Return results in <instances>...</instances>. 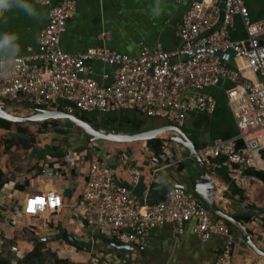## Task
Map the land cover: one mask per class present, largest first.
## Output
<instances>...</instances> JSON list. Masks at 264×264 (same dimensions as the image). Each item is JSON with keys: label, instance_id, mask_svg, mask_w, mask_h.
I'll list each match as a JSON object with an SVG mask.
<instances>
[{"label": "crops", "instance_id": "crops-1", "mask_svg": "<svg viewBox=\"0 0 264 264\" xmlns=\"http://www.w3.org/2000/svg\"><path fill=\"white\" fill-rule=\"evenodd\" d=\"M50 1L56 3L59 0ZM75 1L76 11L61 35V46L65 51L74 53L95 47L137 55L142 42L150 49L159 45L168 50L178 48L181 45L178 27L194 0ZM29 3L36 11L35 15L19 6L0 8V32H12L18 36V55L27 54L29 48L37 49L40 31L49 20V4L41 0H29ZM245 4L254 21L264 22V0H245ZM231 34L234 39L247 36L239 15L234 18ZM261 40L264 42V31ZM224 59L233 66L237 55L230 52L224 55ZM91 68L88 74L100 82L108 84L114 79V65L94 60ZM233 84L224 80L208 89L216 100L214 112L192 110L185 113L180 127L199 151L216 139L238 135L239 129L226 93ZM63 103L57 107L63 109V105L69 104ZM84 112L90 117H98V121L94 119L98 123H103L102 117L107 124L128 126L131 131H123L125 133L168 123L163 117H151L135 108ZM172 134L166 131L155 137L163 143L158 154L154 151L155 145L148 146V140H103L100 145L95 141L86 144V140L81 139L63 146L44 139L37 147L28 148L33 153V160L28 152L21 161L11 158L16 143L3 142L0 145V235L3 238L0 258H8L11 264H15L41 244L63 259L64 264H214L226 236L213 233L208 240L202 241L195 233L193 220L185 225L182 234L172 223H164L151 228L142 242L120 247L112 243L118 240L110 234H103L85 220L76 219L72 214L73 207L69 205L82 198L88 167L96 158L105 159L117 181L126 186L131 184L126 162L136 166L140 170V181L134 191L142 202L144 199L148 203L163 200L169 188L176 184L198 196L192 188V181L198 179L201 169L187 158L184 146L170 139ZM238 147L244 149L241 140H238ZM259 155L264 160V147ZM80 156L85 160H80ZM203 159L216 185L217 205L235 214L249 229L258 247L264 250V169L232 163L225 157ZM48 189L63 194L65 207L42 216H25L22 212L25 197ZM229 225L235 236L232 264H264V255L254 251L242 234ZM64 233L72 235L79 243L70 241ZM33 264H55V259L41 255Z\"/></svg>", "mask_w": 264, "mask_h": 264}, {"label": "built area", "instance_id": "built-area-1", "mask_svg": "<svg viewBox=\"0 0 264 264\" xmlns=\"http://www.w3.org/2000/svg\"><path fill=\"white\" fill-rule=\"evenodd\" d=\"M41 2L50 5L49 20L40 31L37 49L29 48L27 54L17 55L10 69L0 66L1 104L28 101L35 108H59L67 102L63 109L70 112L135 108L180 126L188 111L214 112L216 100L208 89L229 80L234 84L226 93L239 133L214 140L200 153L202 157H225L232 163L264 169L259 155L264 147V22L252 19L245 0H194L179 24L178 48L168 50L159 45L150 49L142 42L137 55L95 47L65 51L61 35L76 11V1ZM236 15L246 29L244 39L232 37ZM230 52L237 55L233 66L224 59ZM94 60L116 66L110 83L88 74ZM238 140L243 142V150ZM84 158L79 157L82 161ZM126 165L130 186L117 181L105 159L91 161L82 198L69 204L76 219L85 220L94 230L124 244L142 242L151 228L164 223H172L182 234L193 220L195 233L202 241L213 233L226 236L214 264H232L235 236L226 220L177 184L169 188L163 200L142 202L134 191L140 170L128 162ZM37 198L44 202L30 203ZM65 205L60 191L48 189L28 194L22 212L37 217ZM2 242L0 235V245Z\"/></svg>", "mask_w": 264, "mask_h": 264}, {"label": "water", "instance_id": "water-1", "mask_svg": "<svg viewBox=\"0 0 264 264\" xmlns=\"http://www.w3.org/2000/svg\"><path fill=\"white\" fill-rule=\"evenodd\" d=\"M0 119L7 120L13 123H35L44 122L47 120L56 121L59 119L68 120L72 126H76L81 129L88 136V141L93 142L96 140H106L111 142H133L137 140H149L157 137L159 134L171 131L173 134L170 136L172 141H175L187 149V158L190 161L197 163L201 169L197 180L192 181V188L197 193L199 199L207 206L214 215L223 218L234 226L243 236L244 241L257 253L264 255V250L258 247L253 240L249 229L244 223L236 217L235 214L229 213L221 209L215 200L216 185L210 175L208 167L203 159L200 151L195 147L193 141L183 131V129L173 123H166L163 126H159L153 129L144 131L125 133L117 132L114 130H102L86 119L78 116L77 114L61 109V108H35L33 112L29 114H18L6 109L5 104L0 103ZM7 132V131H6ZM148 150V149H147ZM64 235L70 241L79 243L72 235L64 233ZM117 246H128L118 241L112 242Z\"/></svg>", "mask_w": 264, "mask_h": 264}, {"label": "rangeland", "instance_id": "rangeland-1", "mask_svg": "<svg viewBox=\"0 0 264 264\" xmlns=\"http://www.w3.org/2000/svg\"><path fill=\"white\" fill-rule=\"evenodd\" d=\"M15 101L6 102V109L18 114H29L34 111V109L30 107H26L20 104H14ZM75 114L82 117V115H88L87 112H77ZM81 114V115H80ZM88 117L92 120V124L98 126V117ZM103 123H99L101 128L114 131H131L128 126H117V123L107 124L105 119L100 117ZM97 121H95V120ZM55 124L44 125L41 122L35 123H25L21 124L22 129H19L17 124H13L7 132H0V145L3 142L10 141L12 143H16V151L14 155L11 156L13 160L21 161L22 156L30 152V159L33 160V153L30 149V146H38V142L44 139L50 140L51 144L58 143L63 144V146L70 144V142H78L81 139L86 140L85 143H88V136L81 129L76 126H72L68 120L59 119L54 122ZM95 143H99L100 145L104 143L103 140H96ZM104 148V147H103ZM102 148V149H103ZM100 150L99 148H96ZM29 158V157H27ZM51 218V215L49 216Z\"/></svg>", "mask_w": 264, "mask_h": 264}, {"label": "trees", "instance_id": "trees-1", "mask_svg": "<svg viewBox=\"0 0 264 264\" xmlns=\"http://www.w3.org/2000/svg\"><path fill=\"white\" fill-rule=\"evenodd\" d=\"M14 104H20V105H24L26 107H30L32 109H35V107L32 106L28 101H25L23 103L14 102ZM79 111L80 110L77 109V112H79ZM82 118H84L87 121H89L90 123H92V120L88 117V115L84 114V115H82ZM54 122L55 121L47 120V121H44V122H41V123L44 124V125H48V124H52V123L55 124ZM13 124H14L13 122L0 119V132L7 131ZM15 124L18 125L19 129L23 130L20 123H15ZM96 127L100 128L99 123H98V126H96ZM162 144L163 143H162V140L160 138H153V139L148 140V146L149 147H152V146L155 145L154 151L156 152V154H158L160 152V150L162 148ZM196 197L198 198V196H196ZM41 255L43 257H47V258L54 257L55 264H64V262H65L63 259L58 258V256L54 252H52L49 248L39 244V246L35 247L27 255L21 257L15 264H33L34 259L39 257V256H41ZM0 264H11V261L8 258H0Z\"/></svg>", "mask_w": 264, "mask_h": 264}, {"label": "clouds", "instance_id": "clouds-1", "mask_svg": "<svg viewBox=\"0 0 264 264\" xmlns=\"http://www.w3.org/2000/svg\"><path fill=\"white\" fill-rule=\"evenodd\" d=\"M19 6L28 14L35 15L36 11L29 0H0V8L8 9ZM20 51L19 38L12 32H0V66L10 69Z\"/></svg>", "mask_w": 264, "mask_h": 264}, {"label": "snow or ice", "instance_id": "snow-or-ice-1", "mask_svg": "<svg viewBox=\"0 0 264 264\" xmlns=\"http://www.w3.org/2000/svg\"><path fill=\"white\" fill-rule=\"evenodd\" d=\"M36 202L43 203L44 201H43V199H41V198H37L36 200L31 201L30 203L34 204V203H36ZM56 202H58V201H56ZM33 210H34V209H33Z\"/></svg>", "mask_w": 264, "mask_h": 264}]
</instances>
